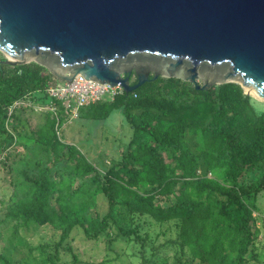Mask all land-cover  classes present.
Segmentation results:
<instances>
[{
    "label": "trees",
    "instance_id": "1",
    "mask_svg": "<svg viewBox=\"0 0 264 264\" xmlns=\"http://www.w3.org/2000/svg\"><path fill=\"white\" fill-rule=\"evenodd\" d=\"M3 59L2 151L23 131L18 126L22 103L17 101L30 97L36 104L55 105L54 111L44 110L40 126L24 135L41 145L45 156L33 168H25L28 161L19 157L22 179L7 203L0 194V229L13 231L10 239H22L20 227L50 225L60 231L58 247L76 227L85 238L97 239L112 219L113 237L132 235L143 245L141 224L134 222L146 216L159 224L175 221L171 264H264L255 246V202L264 192V107L239 84L202 90L179 78L158 77L111 101L81 107L79 116L86 119H106L119 110L132 129L117 162L102 170L75 143L58 138V127L68 115L60 101L47 95L53 76L35 62L10 65ZM9 154L0 156V180L12 167ZM98 196L105 200L106 212L92 216ZM36 248L42 254L48 246ZM56 259L55 247L38 264H58ZM0 262L9 263L1 251ZM148 263L143 256L142 264ZM153 264L168 261L159 258Z\"/></svg>",
    "mask_w": 264,
    "mask_h": 264
},
{
    "label": "water",
    "instance_id": "2",
    "mask_svg": "<svg viewBox=\"0 0 264 264\" xmlns=\"http://www.w3.org/2000/svg\"><path fill=\"white\" fill-rule=\"evenodd\" d=\"M0 52L58 82H234L264 101V0H0Z\"/></svg>",
    "mask_w": 264,
    "mask_h": 264
},
{
    "label": "rangeland",
    "instance_id": "3",
    "mask_svg": "<svg viewBox=\"0 0 264 264\" xmlns=\"http://www.w3.org/2000/svg\"><path fill=\"white\" fill-rule=\"evenodd\" d=\"M0 58H4V54L1 52ZM52 81L58 82L54 78ZM250 96L258 106L264 107L263 100L252 94ZM21 103L22 105L19 106L21 110H18L21 123L19 122L18 126L20 129L23 128V131L18 136L13 134L14 141L10 147L3 151L0 149V156L12 152L7 161L12 163V167L9 172L6 170L2 172V180H0V194H3L2 199L6 203L12 191L15 190L13 189L14 184L22 179L20 174L22 166H20L21 163H19L18 158H26L28 162H26L25 168H29L31 165L33 168V166L35 167L33 162L39 161L46 153L41 145L33 143L24 135L25 130L35 129L43 123L44 110H52L49 108L50 105L36 104L30 97L17 101L16 105ZM122 117L119 110L110 113L106 119H82L68 115L65 123L62 125L61 122V126L58 127V138L62 139L61 142L75 143L90 161L104 170L117 162L120 157V150L126 148L130 137L128 135L132 132L131 127ZM253 176H249L248 180H251L250 178ZM16 191L20 192L21 190ZM257 197L255 204L258 212L255 215L259 229L255 246L260 258L264 260V192L258 194ZM106 207L105 200L98 196L97 202L91 210L92 216L97 212L105 213ZM144 218L147 220L148 217L140 216L134 222L141 224L138 233L143 239V245L140 240L133 238L132 235L128 238L113 237L116 227L112 219H109L110 225L97 239L85 238L81 228L76 227L66 242L58 247L55 244L60 240V231L50 225L35 228L31 225L30 229L20 227L17 230V235H22V239L17 237L10 239L9 233L13 231L8 233L6 230L1 231L0 229V251L9 260L8 264H38L42 257L44 259L48 253L54 254L55 247L58 264H142L143 256L149 260L148 264H153L154 260L157 262L159 258L167 259L168 264H171L174 261L173 254L176 244L170 243L169 240L175 238L177 234L175 221L159 224L151 220L146 221ZM12 224L10 223V226ZM42 244H46L48 248L40 254L36 247ZM68 247L71 250H68ZM74 256H76V261H74ZM0 264L5 263L0 262Z\"/></svg>",
    "mask_w": 264,
    "mask_h": 264
},
{
    "label": "built area",
    "instance_id": "4",
    "mask_svg": "<svg viewBox=\"0 0 264 264\" xmlns=\"http://www.w3.org/2000/svg\"><path fill=\"white\" fill-rule=\"evenodd\" d=\"M123 91L120 85L100 84L80 75L74 77L70 83L57 82L46 89L47 95L53 101H60L65 112L75 117L81 107L98 101H111ZM49 108L55 110V105L51 103Z\"/></svg>",
    "mask_w": 264,
    "mask_h": 264
},
{
    "label": "crops",
    "instance_id": "5",
    "mask_svg": "<svg viewBox=\"0 0 264 264\" xmlns=\"http://www.w3.org/2000/svg\"><path fill=\"white\" fill-rule=\"evenodd\" d=\"M79 110H80V109H79ZM76 118H82V117H80L79 114H78V116H77ZM82 119H83V118H82ZM128 136H130V133H129ZM67 140H68V139H67ZM69 143H70V142H69Z\"/></svg>",
    "mask_w": 264,
    "mask_h": 264
}]
</instances>
